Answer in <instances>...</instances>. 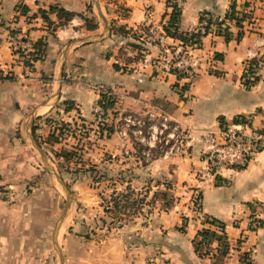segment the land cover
Returning a JSON list of instances; mask_svg holds the SVG:
<instances>
[{
  "label": "crops",
  "instance_id": "obj_1",
  "mask_svg": "<svg viewBox=\"0 0 264 264\" xmlns=\"http://www.w3.org/2000/svg\"><path fill=\"white\" fill-rule=\"evenodd\" d=\"M119 1L128 7L127 15L107 12L99 2L97 10L106 14L101 25L86 31V38L69 34L64 40L60 38L63 33L59 37L49 33L37 14L38 7L58 3L78 11L89 0H0V172L11 156L15 163L30 166V146L35 143L32 120L54 111L61 98L74 100L83 117L92 115L101 87L117 94L118 109L153 112L161 105L194 141L180 153L153 159L147 168L153 176L161 174L159 178L171 184L167 189L181 198L170 210L157 211L151 217L140 233L143 243L136 242L138 246L127 249L128 262L118 264H241L243 253L251 264H264V147L245 167L223 168L219 178H202L196 139L201 130L217 128L220 118L229 121L236 115H250L255 125L264 122V60L258 64V78L251 86L246 87L243 77L248 59L264 53V5H255V21L243 20V35L237 39L240 28L234 19L225 17L233 0H184L179 29H196L200 14L205 13L212 20H222L221 25L230 31V37L225 38L216 22H211L200 43L190 45V51L197 55L198 68L187 83L161 64L152 67L150 61L130 63L125 69L112 66L114 62L123 64L117 51L129 37L110 32V17L126 27L146 24L159 28L170 13L166 0ZM19 4L29 9L22 12ZM235 8L243 11L237 3ZM164 12L167 14L163 16ZM11 34L26 36L31 45L25 51L13 50L9 44ZM41 37L47 41V55L32 60V44ZM59 49L63 54L58 58ZM146 50L145 58L149 60L162 48L149 43ZM42 72L48 78L41 83ZM189 187L200 190L197 207L191 205L190 196L181 193L189 195ZM256 215L261 222L252 228L249 222ZM210 217L225 224L229 243L225 255L218 254L216 242L202 255L194 248L193 238L199 229H217L208 222Z\"/></svg>",
  "mask_w": 264,
  "mask_h": 264
},
{
  "label": "rangeland",
  "instance_id": "obj_2",
  "mask_svg": "<svg viewBox=\"0 0 264 264\" xmlns=\"http://www.w3.org/2000/svg\"><path fill=\"white\" fill-rule=\"evenodd\" d=\"M170 1L180 7L184 2ZM233 1L243 6V11H239L246 13L247 22L254 18L255 5H264V0ZM99 2L107 12L128 14V7L119 0H89L68 20L50 12L52 22L45 21L49 33L57 37L63 33L60 38L64 40L69 34L86 38V31L91 29L86 26L84 17L96 26L106 17L103 11L97 10ZM165 14L167 12L163 16ZM109 19V27L118 24L114 18ZM168 19L169 15L159 28L141 24L120 33L129 37L117 51L124 69L140 61H150L155 67L158 56L170 55L176 46L172 40L168 42L167 51L156 39L147 37L148 33L155 36L164 29ZM212 22H217V18ZM44 42L40 59L47 55V41ZM149 43L160 46L162 51L146 60ZM56 54L59 58L63 51L59 49ZM252 58H256L252 70L257 72L264 53ZM40 77L42 83L48 75L42 72ZM102 91L110 93L117 102V94L111 88H99L89 117L78 114L75 101L70 98H61L51 113L34 117L31 131L34 125L36 139L30 146L33 155L29 158L30 166L15 163L12 156L3 165L0 172V264L11 261L16 264L128 262L127 249L138 246L136 242L143 243L140 233L151 217L157 211L170 210L179 202L181 195L175 196L167 189L171 184L161 180V174L151 175L147 168L153 159L164 157V151L175 141L166 135L171 127L161 125L164 115L167 116L163 107L157 105L159 108L153 112L118 109L115 102L113 107L104 108L98 101ZM68 105L70 111L65 110ZM65 151H71L69 158L63 156ZM181 193L190 196L189 200L200 198L197 187H189V195ZM114 196L119 202L116 209L112 207ZM129 261L133 260L129 257Z\"/></svg>",
  "mask_w": 264,
  "mask_h": 264
},
{
  "label": "built area",
  "instance_id": "obj_3",
  "mask_svg": "<svg viewBox=\"0 0 264 264\" xmlns=\"http://www.w3.org/2000/svg\"><path fill=\"white\" fill-rule=\"evenodd\" d=\"M196 29L202 33L207 32L206 19L200 20ZM169 36L164 29H160L155 36L152 33L147 34L149 39H156L155 41L167 51H169V47L166 38ZM170 38L176 46L169 52V56L157 57L156 64H161L166 70L184 78L188 83L198 68L197 55L190 51V45H183L178 38ZM9 44L15 51H25L27 46L31 45L26 36L16 34L9 35ZM256 75L257 72L252 70L246 77L253 79ZM234 117L229 121H219L215 129L205 128L201 130L196 138L199 141V158L202 162L198 173L202 178L217 177L223 168L245 167L255 154L264 147V122L261 125H255L250 115H242L236 119ZM161 125L163 128L171 127L166 135L175 140L169 149L164 151V157L171 153H173L172 155L180 153L192 145L194 138L187 135L175 119L164 115V121ZM192 203L197 205L199 199L191 200ZM260 222V217L256 215L249 222V225L255 228L259 226Z\"/></svg>",
  "mask_w": 264,
  "mask_h": 264
},
{
  "label": "trees",
  "instance_id": "obj_4",
  "mask_svg": "<svg viewBox=\"0 0 264 264\" xmlns=\"http://www.w3.org/2000/svg\"><path fill=\"white\" fill-rule=\"evenodd\" d=\"M167 1H168L167 4L171 6V11L169 13L168 24L164 25V30H165L166 34L178 38L179 40H181V42L183 44L196 45V44L200 43L201 37L204 34H206V32L202 33L198 29H193L192 31H184V30L179 29L181 7L178 4L173 3L170 0H167ZM18 7L22 12H26L29 9V7L26 4H19ZM50 12H54V13H56V15L58 17H60V18L63 17L64 19H67V20L75 13L74 10L65 8L64 6H62L58 3L50 4L48 7H38V9H37V14H39L41 16V18L48 23L52 22V19L49 16ZM246 16H247L246 13H242L238 9L235 8V2L232 1L230 4L229 11L226 13L225 17L229 18V19H234L236 25L240 28L236 34L237 39H239L243 35V30L241 28L243 25L242 22ZM202 19H206L207 28H208V26L212 22V18L207 17V15L205 13H201L199 16V21ZM84 20L87 21L86 26L89 29H94L97 27L94 23H90L87 17H84ZM221 23H222V20H220V21L217 20V22H216L219 31L221 32V34H223V36L225 38H229L230 37V31L228 29V26H222ZM126 28L127 27L124 24H117V25L115 24V25H113V27L110 26L109 30H110V32H113V33H121L122 34V33H125ZM11 32H15V31L12 30ZM44 41L45 40L42 37L34 40V43L32 44L33 49L31 50V55H32L31 59L32 60H37V59L42 58L44 49H41V46L45 43ZM216 56H218L219 58H222L221 53H216ZM251 58L252 57H250L248 59V63L250 65H248V67H246V69H245V72H243L244 83H245L246 87L251 86L258 78L257 75L255 77H253V79H249L246 77L247 74L252 71V65L256 63V58H252V59ZM25 62L29 65L32 64L29 62V60H27ZM112 66L115 69H120L122 67L118 62H114L112 64ZM123 68L124 67H122V69ZM182 86L184 87L185 85H182ZM98 101H99V104L100 105L102 104L104 108L113 107L114 103L116 102L115 98L113 96H111L110 93H106L103 91L100 93V98ZM70 108H71V106L68 105L65 107V110H69ZM241 116L242 115H236L234 118L236 119V118L241 117ZM219 120L223 121L224 119L220 118ZM32 136L34 139H36L34 125L32 127ZM63 156H65L66 158H69L71 156V151H65L63 153ZM217 178H219V177L217 176ZM116 197L115 196L112 197L113 198L112 199L113 200L112 207L115 209L119 206V202L115 200ZM108 208H110V207H108ZM208 222L211 224H215L217 229L210 228V227H202L201 229H199L197 231V237L193 238V245H194L195 250L197 251V253L199 255H202L206 252H209L211 244L213 242H216L218 254L225 255L226 252L228 251L229 243H228L226 232H225L224 222L219 220V219H216L214 217L208 218ZM241 258H242L241 264H251L250 260L248 259V255L246 253H243L241 255Z\"/></svg>",
  "mask_w": 264,
  "mask_h": 264
}]
</instances>
